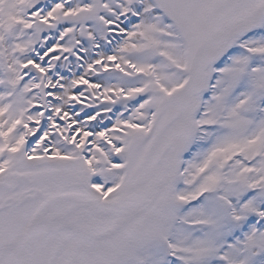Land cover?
<instances>
[{
    "label": "snow or ice",
    "instance_id": "snow-or-ice-1",
    "mask_svg": "<svg viewBox=\"0 0 264 264\" xmlns=\"http://www.w3.org/2000/svg\"><path fill=\"white\" fill-rule=\"evenodd\" d=\"M0 264H264V0H0Z\"/></svg>",
    "mask_w": 264,
    "mask_h": 264
}]
</instances>
